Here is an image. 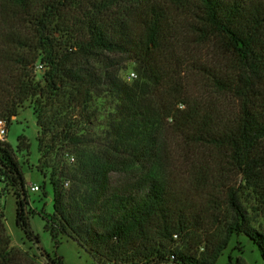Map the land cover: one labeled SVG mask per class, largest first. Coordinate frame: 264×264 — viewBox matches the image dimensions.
Returning a JSON list of instances; mask_svg holds the SVG:
<instances>
[{"label": "trees", "instance_id": "trees-1", "mask_svg": "<svg viewBox=\"0 0 264 264\" xmlns=\"http://www.w3.org/2000/svg\"><path fill=\"white\" fill-rule=\"evenodd\" d=\"M24 104L54 248L218 264L245 236L264 264V0H0V120ZM22 151L23 135L16 151L0 140V197L37 254L12 243L0 203V264H63L31 227Z\"/></svg>", "mask_w": 264, "mask_h": 264}, {"label": "rangeland", "instance_id": "rangeland-1", "mask_svg": "<svg viewBox=\"0 0 264 264\" xmlns=\"http://www.w3.org/2000/svg\"><path fill=\"white\" fill-rule=\"evenodd\" d=\"M123 67L121 75L123 78L128 79L130 72H133L132 65L125 59H120ZM133 78V77H131ZM38 127L35 123V117L32 113V109L24 104L19 110L18 114L12 118L11 122L7 126L5 141L16 151L17 136L23 135L28 142V160L25 156V152H16V158L20 162L23 177L27 184H36L39 186L37 191H29L30 206L33 209L30 215V224L34 232L38 235L41 246L49 252L50 255L54 251L62 257L63 264H102L98 260L92 258L83 248H81L76 242L62 238L57 248H54L50 234L48 230L44 228L45 218H42V212L45 213V217L52 210V193L47 178L37 169L38 150H37V135ZM67 158V154L65 155ZM25 160L27 162H25ZM71 160H67V163H71ZM123 180V177L117 173L110 174V183L112 185H118ZM67 185H63L65 188L70 186L68 179H66ZM44 184V191L46 197L42 198L41 186ZM1 188V185H0ZM42 198V199H40ZM0 203L3 205L5 227L8 234L11 236L12 243L20 248L27 249L30 253L37 254V251L33 244L27 241L21 232L16 228L14 224V196L10 190L3 192L0 197ZM43 211L41 212V210ZM239 242V243H238ZM240 247V249H236ZM228 254L232 257H243L245 264H262L259 252L256 246L249 241L245 236H238L233 239L230 247L226 250L224 255L220 258L218 264H231L228 259ZM170 264V263H160ZM233 264V263H232Z\"/></svg>", "mask_w": 264, "mask_h": 264}, {"label": "built area", "instance_id": "built-area-1", "mask_svg": "<svg viewBox=\"0 0 264 264\" xmlns=\"http://www.w3.org/2000/svg\"><path fill=\"white\" fill-rule=\"evenodd\" d=\"M134 73L130 72L128 79H130L131 77H134ZM6 130H7V126L5 124L4 121L0 120V140H5V134H6ZM69 160L73 161V158L70 157ZM64 185H67V181H64ZM27 189L31 192L33 191H37L39 188L36 184H27Z\"/></svg>", "mask_w": 264, "mask_h": 264}]
</instances>
